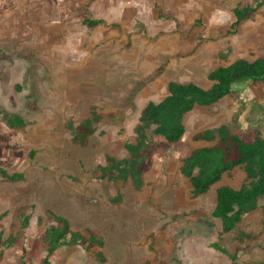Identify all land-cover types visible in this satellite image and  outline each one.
Wrapping results in <instances>:
<instances>
[{
	"label": "rangeland",
	"instance_id": "374dc122",
	"mask_svg": "<svg viewBox=\"0 0 264 264\" xmlns=\"http://www.w3.org/2000/svg\"><path fill=\"white\" fill-rule=\"evenodd\" d=\"M259 1L0 0V168L23 174L0 177V264L41 263L52 215L102 245L61 247L50 264H264V195L229 233L212 216L216 190L239 189L243 169L197 197L180 171L214 145L194 140L204 130L255 129L264 140V82L187 113L183 138L152 152L139 190L98 171L108 157H128L141 112L169 83L208 89L213 70L264 59V4L233 25L235 8ZM94 113L97 128L79 144L76 127ZM12 116L25 125L9 127Z\"/></svg>",
	"mask_w": 264,
	"mask_h": 264
},
{
	"label": "trees",
	"instance_id": "16d2710c",
	"mask_svg": "<svg viewBox=\"0 0 264 264\" xmlns=\"http://www.w3.org/2000/svg\"><path fill=\"white\" fill-rule=\"evenodd\" d=\"M264 0L254 6L235 8L234 26L250 18ZM100 20L85 21L89 27L99 24ZM212 85L203 89L196 84H180L171 82L167 86V95L158 103H148L141 112L139 123L134 135L125 144L128 153L126 159H106V166L99 167L100 178L111 184L131 183L139 190L143 184V174L152 152L160 144L173 145L178 143L185 134L184 116L195 107H208L221 99L235 94V88L243 83L258 84L264 82V59L253 62L243 59L236 60L227 67H219L209 73ZM99 123L95 113L91 118L82 121L75 131L74 140L85 143ZM11 128L23 127L24 121L16 116L7 122ZM196 141L213 142L208 148L193 151L183 160L180 171L188 178L194 197L204 195L223 175L235 168H242L246 182L239 188L220 187L216 190V203L212 216L221 224L222 233L231 232L241 217L256 209L258 199L264 195V140L255 129L232 130L227 126L207 129L194 136ZM0 177L10 181L23 180L22 173L9 174L0 168ZM54 225L49 226L41 236L47 256L39 264H50L49 257L59 248L85 244L98 245L101 242L95 233L85 236L71 230L69 222L62 216L52 215ZM29 217L23 216L21 227L28 225ZM250 235L239 233V239H248ZM213 248L228 254L218 244ZM103 261L102 253H97Z\"/></svg>",
	"mask_w": 264,
	"mask_h": 264
},
{
	"label": "crops",
	"instance_id": "0c3cea01",
	"mask_svg": "<svg viewBox=\"0 0 264 264\" xmlns=\"http://www.w3.org/2000/svg\"><path fill=\"white\" fill-rule=\"evenodd\" d=\"M232 64V63H231ZM205 148H208V147H205ZM199 149H201V148H199ZM198 150V149H197Z\"/></svg>",
	"mask_w": 264,
	"mask_h": 264
}]
</instances>
